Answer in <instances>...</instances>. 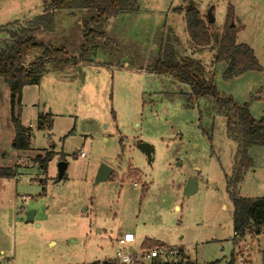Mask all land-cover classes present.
I'll list each match as a JSON object with an SVG mask.
<instances>
[{"label": "rangeland", "instance_id": "rangeland-1", "mask_svg": "<svg viewBox=\"0 0 264 264\" xmlns=\"http://www.w3.org/2000/svg\"><path fill=\"white\" fill-rule=\"evenodd\" d=\"M49 2L0 0V26L24 25ZM136 7L103 23L94 21L92 8L54 10L52 30L35 38L64 53L62 61L46 63L38 84L22 89L19 119L30 128L28 149L12 148L10 92L0 80V167L17 169V179L0 178V264L113 260L123 232L135 237L122 248L136 253L131 264H172L185 257L225 264L233 248L244 264L261 263L264 231L233 241L225 176L236 144L226 136L224 117L212 98L188 101V84L153 67L165 47L176 61L193 57L218 93L249 101L251 115L264 117V101L250 99L264 85V0H137ZM191 7L208 27L206 47H194L188 38L185 11ZM225 25L239 28L236 42L252 48L262 70L223 78L225 63L213 59ZM86 29L103 34L85 37ZM41 52L24 51L23 63ZM44 115L50 122L40 129ZM139 142L151 145L149 162ZM80 151L84 156L76 155ZM48 154L52 158L42 168L37 159ZM253 157L236 188L249 198L264 196V154ZM59 160L67 163L60 180ZM103 164L111 175L96 182ZM188 178L197 189L185 195Z\"/></svg>", "mask_w": 264, "mask_h": 264}, {"label": "trees", "instance_id": "trees-1", "mask_svg": "<svg viewBox=\"0 0 264 264\" xmlns=\"http://www.w3.org/2000/svg\"><path fill=\"white\" fill-rule=\"evenodd\" d=\"M137 0H51L33 20L26 24L11 23L0 26L5 37L0 41V80L9 88L10 122L13 126V149H28L30 145V128L20 123L19 111L22 89L26 85L38 84L42 74L46 71L45 65L50 61H62L61 49H53L36 42V35L42 31H51L53 27V12L55 9L73 10L76 8H92L96 12L94 21L106 22L112 16L122 11L135 10ZM231 11V10H230ZM229 20L233 21L231 12ZM186 30L188 38L194 47L203 48L210 44L208 27L196 8L185 11ZM88 30V31H87ZM239 28L225 25L213 61L226 64L223 72L224 79H231L249 71H260L259 64L252 48L246 43L236 42V33ZM102 36V32H93L86 29L84 36ZM167 46V45H166ZM170 47V46H168ZM39 48L41 54L29 64L23 63V53L26 50ZM176 54L165 47L162 56L158 58L153 71L156 73L172 74L179 82L188 84L190 93L187 99L208 97L214 100L215 112L225 119L227 138L236 144L234 161L231 173L225 176L226 189L232 203V230L238 238L245 234H260L264 231V196L249 198L236 193V188L243 180L249 169L253 167V160L249 150L252 147H264V117L254 118L250 113L249 101L238 103L229 94L217 92L210 75L203 74L201 63L193 57H186L184 61H176ZM60 58V59H59ZM69 62V59L63 60ZM250 99L264 101V85L261 86ZM50 122L48 115L39 116L38 128H43ZM48 124V123H47ZM52 155L37 159L42 168H45ZM14 176L9 167H0V178ZM237 239L236 237L233 241ZM235 244V242H234ZM234 248L225 264H234ZM89 264H118L115 260L93 261ZM152 264H161L160 262ZM172 264H195L187 257L182 261H173ZM264 264V250L261 252V263Z\"/></svg>", "mask_w": 264, "mask_h": 264}, {"label": "water", "instance_id": "water-1", "mask_svg": "<svg viewBox=\"0 0 264 264\" xmlns=\"http://www.w3.org/2000/svg\"><path fill=\"white\" fill-rule=\"evenodd\" d=\"M207 21L208 22L213 21L210 8L208 9V12H207ZM137 148L141 149V151L144 152V154L146 155L148 162H149L150 157H151V153L153 150L151 145L149 143H146V142H139V143H137ZM66 167H67L66 161H64V160L58 161V163H57V179L58 180H60L63 177V175L66 171ZM110 171H111V169L107 165H104V164L101 165L99 167L97 173H96L95 181L98 182V181H102V180L106 179L108 177ZM196 189L197 188L195 185V180L193 178H188V180L184 186V189H183L184 194L185 195L193 194L194 192H196ZM30 219H31V213L29 212L28 216H27V220H30Z\"/></svg>", "mask_w": 264, "mask_h": 264}, {"label": "built area", "instance_id": "built-area-1", "mask_svg": "<svg viewBox=\"0 0 264 264\" xmlns=\"http://www.w3.org/2000/svg\"><path fill=\"white\" fill-rule=\"evenodd\" d=\"M76 155L82 157V156H84V153L82 151H80V152L76 153ZM133 184L137 185L136 183H133ZM233 234H234V238L238 237L236 232H233ZM256 235H258V234H256ZM134 238L135 237L133 236L132 233H130V232L125 233L124 232L120 238L116 239V243L121 247V249H119L115 253L113 260H115L118 264H131L134 261V257L136 256L135 255L136 253L132 249L131 250L129 249L128 251L122 250V248L125 245H129L130 243H132L134 241ZM235 261L238 262V264H244L243 254L236 255V257L234 258V264H235Z\"/></svg>", "mask_w": 264, "mask_h": 264}, {"label": "crops", "instance_id": "crops-1", "mask_svg": "<svg viewBox=\"0 0 264 264\" xmlns=\"http://www.w3.org/2000/svg\"><path fill=\"white\" fill-rule=\"evenodd\" d=\"M225 68H226V64H225ZM249 72H255V71H249ZM249 72H246V73H249ZM245 74V73H244ZM243 75V74H242ZM242 75H239V76H242ZM239 76H237V77H239ZM237 77H234V78H237ZM232 79V78H231ZM236 101V100H235ZM236 102H238V101H236ZM244 102V101H243ZM238 103H242V102H238ZM262 104H264V102H262ZM251 108V107H250ZM263 117V116H262ZM253 152H255L257 155L258 154H260V155H262L263 156V154H264V147H252V148H250V150H249V153H250V156H251V158H252V160H253V166H254V157H253ZM12 170L14 171V177L17 179V175L15 174V172L17 171V169L16 168H12ZM111 172H112V169H111V171H110V173H109V175H108V177L106 178V179H108L109 178V176L111 175ZM247 172V171H246ZM127 176V178L128 179H130L131 180V182L133 183L134 181H135V179H133L130 175H126ZM106 179H104V180H102V181H105ZM98 182H100V181H98ZM138 183V182H137ZM139 184H137V185H135V186H138ZM124 233V232H123ZM122 233V234H123ZM121 234V235H122ZM121 235H119L118 236V238H120L121 237ZM117 239V238H116ZM187 256H189V255H187ZM189 258H190V260L192 259L190 256H189ZM192 261H193V259H192ZM195 263V262H194ZM195 264H197V263H195Z\"/></svg>", "mask_w": 264, "mask_h": 264}]
</instances>
